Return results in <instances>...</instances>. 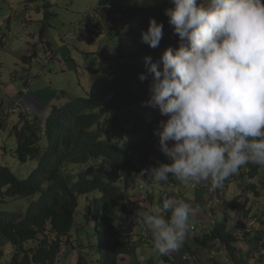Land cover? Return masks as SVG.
Instances as JSON below:
<instances>
[{
    "label": "trees",
    "instance_id": "16d2710c",
    "mask_svg": "<svg viewBox=\"0 0 264 264\" xmlns=\"http://www.w3.org/2000/svg\"><path fill=\"white\" fill-rule=\"evenodd\" d=\"M171 7V0L127 11L117 7L130 17V24L119 36L111 69L91 79L86 96L55 101L45 116L27 111L20 115L13 127L14 152L21 161L37 159V165L24 179L0 166V202L9 198L19 208L0 210V264L61 263L67 246L75 252L68 264H122L125 257L116 248L121 245L116 234L125 225L130 241L128 230L138 221L125 199L136 185V175L157 153L153 130L158 121L167 119L158 108L143 103L150 98L152 80L144 57L150 56L159 66L164 49L178 46L165 15ZM101 16L110 19L109 32L118 27L110 12ZM150 18L163 24V38L155 49L141 39ZM247 169L253 178L260 166L248 164ZM247 187L258 195L255 184ZM82 197L87 198V214L75 223ZM229 223L217 222L198 242L204 247L220 242L233 255L239 227L225 231Z\"/></svg>",
    "mask_w": 264,
    "mask_h": 264
},
{
    "label": "clouds",
    "instance_id": "9594fccd",
    "mask_svg": "<svg viewBox=\"0 0 264 264\" xmlns=\"http://www.w3.org/2000/svg\"><path fill=\"white\" fill-rule=\"evenodd\" d=\"M25 1L30 3L34 0ZM165 1L124 8L120 3L113 5L110 0H98L85 23L95 27L97 34H116L120 43L119 36L126 32L130 17L116 11L117 7L127 11L134 6H154ZM171 3L173 7L165 9V15L178 37V46L164 49L159 66L150 56L144 57L152 80L150 98L143 102L145 106L158 108L161 116L167 117L158 121L153 134L158 138L156 147L159 146V151L170 162L155 167L156 161L151 157L146 168L136 175L135 187L129 189L125 199L127 207L128 203H133V196L143 191L153 179L161 185L168 183L170 176L193 186L210 182L208 190L212 191L221 188L224 181L237 174L243 166L255 164L264 167V0H171ZM43 5L41 31L50 25L49 18L54 14L49 9L50 1L44 0ZM108 12L119 23L111 32L108 29L110 19L105 21L101 16ZM124 16L126 20L123 22L120 18ZM70 36L71 33L66 38L69 40ZM162 38L163 24L150 18L147 31L141 34L142 42L155 49ZM78 39L82 40L80 32ZM118 45L114 62L107 68L111 69L116 62ZM32 56L21 58L31 63ZM139 78L143 80L145 76L140 75ZM44 93V96L39 95L36 88L29 93L27 86L12 94L10 104H5L0 97V131L8 130L14 136L13 127L18 124L23 111L45 116L55 101L63 102L80 96L68 97L63 90L59 95ZM24 99H28L32 106H27ZM38 102L40 106L34 108ZM34 160L36 164L21 178L7 165L0 166L9 168L17 178L24 179L37 165V159ZM145 191L149 196L150 191ZM16 205L7 198L0 202V210H17ZM128 208L136 213L133 207ZM228 212L231 221L229 218L228 221L223 220L230 222L225 231L234 225L240 228L242 223L236 221L235 211ZM95 214L98 218L99 212ZM194 215L191 203L176 198H166L149 211L136 214L139 217L137 222L151 231L153 250L161 256L183 247L188 231L194 229L190 225ZM142 236L146 237L144 232ZM262 239L261 236L260 241ZM180 253L181 261L188 263L191 260L187 248L184 251L182 248Z\"/></svg>",
    "mask_w": 264,
    "mask_h": 264
},
{
    "label": "rangeland",
    "instance_id": "374dc122",
    "mask_svg": "<svg viewBox=\"0 0 264 264\" xmlns=\"http://www.w3.org/2000/svg\"><path fill=\"white\" fill-rule=\"evenodd\" d=\"M48 1L52 3L49 9L54 14L49 18L50 25L43 31L40 30V25L45 10L44 0H34L30 3L25 0L1 1L0 97L5 104L12 102L11 97L14 92L27 86H29V93L36 88L38 94L42 96L45 95L44 91H47L49 95H59L60 90H63L68 97L77 95L84 97L91 84V79L102 76L108 70L107 67L114 62L116 46L119 43L116 34L110 36L106 33L97 34L95 27L85 23L92 15L98 0ZM158 1L162 0H110L113 5L120 3L124 8L133 4L148 5ZM120 20L124 22L126 17L124 16ZM82 28L83 30H79ZM79 32L82 37L81 41L78 39ZM70 33L71 36L68 40L66 37ZM53 51L54 58H50ZM24 55H33L31 63L23 61L21 57ZM94 68H97V70L92 71ZM29 98L33 100L31 96ZM56 100L58 99L56 98ZM24 102L27 106H32L28 99H24ZM39 106L40 103L38 102L34 105V108ZM15 145L14 136L9 134L8 130H1L0 164L7 165L17 177L21 178L28 174L36 164V160L19 161L14 153ZM238 173L240 172L238 171ZM248 177L247 175L240 176L241 183L236 179L233 190L237 193L229 197L228 206L234 205L238 208L245 203L246 197H243L240 201H238V198L244 196L246 190L248 192L252 191L250 187H247ZM250 180H252V183L256 182L255 179ZM162 188L161 184H157L155 180L150 184L147 183V190L154 191L156 199L160 197ZM262 200L261 203H264V198ZM86 201L87 198L85 197L80 199L75 215V223L79 222L85 213L87 214ZM254 202L255 200H252L251 203ZM129 205L128 207L131 206ZM260 205L264 207V204ZM254 216L264 218V208L260 210L259 215L258 211L255 212ZM91 222L90 217L89 225L93 226ZM238 234L242 233L238 232ZM122 237V235L118 236L119 239ZM239 241H242V239ZM123 247L124 245L116 246L117 249ZM144 249L150 251V248ZM178 254L181 255L180 251H178ZM74 256V250L67 246L62 252L61 263L56 264L73 262ZM143 259L144 261H142ZM145 259L144 254L139 257L142 264L164 263L159 254L156 256L152 253L148 259L149 262H145ZM262 261H264V255ZM177 264H184L180 257Z\"/></svg>",
    "mask_w": 264,
    "mask_h": 264
},
{
    "label": "crops",
    "instance_id": "0c3cea01",
    "mask_svg": "<svg viewBox=\"0 0 264 264\" xmlns=\"http://www.w3.org/2000/svg\"><path fill=\"white\" fill-rule=\"evenodd\" d=\"M157 150L158 153L154 154V158L152 159L156 161L154 166L156 167L160 163H169L170 161L166 156L159 151V146H157ZM239 172L240 173L226 179L221 188L212 191L208 190L210 188V182H202L199 185L193 186L184 184L176 177L170 176L168 183L161 185L163 188L160 190L161 195L158 199L155 198L154 191H150L149 196L148 193L146 196V192L148 191L143 192L147 189V186H144L143 191H138L136 195L133 196V203L130 204L136 211V214L140 211H149L156 204H162L163 198L183 199L192 204L195 209V215L191 219L190 225H193L194 229L188 231L182 247L183 251L186 248L188 249L191 254V260L188 263L183 262L184 264H264V261H262L264 252H261L264 250V246H262L264 241H260L259 239L261 236L264 238V218H256L254 216L255 212L258 211L259 215L260 210L264 208L263 205H260L264 204L261 203L264 198V167L260 166L257 176L253 178L247 174V165L241 167ZM244 175L249 176V180L246 181L247 184L249 182L252 183L250 179H255L256 182H253V184L256 186L255 189L258 191V195L254 196L252 193L253 189L249 192L246 190V194L238 198V201H240L243 197H246L243 205L238 208L234 205L228 206L229 197L237 193V191L235 192L233 190L236 185V179L241 183L240 176ZM252 200H255V202L251 203ZM228 210L235 211L236 221L242 223L239 228V232L242 234L241 236L237 234L239 236L236 242L237 250L233 255H228L224 245L220 242H216L213 247L206 248L201 246L197 240L203 233L209 231L217 221H228V218L231 221ZM137 224L138 223L135 222L132 226L133 229L130 231L128 230L129 235H131L130 241L129 237L125 234L126 232H124L126 231L125 225L119 226L121 231L124 230L121 234L119 231L118 233L116 231L117 237L119 235L123 236L121 239L118 238L121 244L120 246L124 245L122 249H119L121 255L125 257V259L122 260V264H142L139 257L143 254L146 256L145 262H149L148 259L152 253L158 256V253L153 250V237L151 231L145 226ZM142 232L145 233L146 237L143 238ZM245 235L246 237H244ZM240 239H242V241H239ZM144 248H150V251ZM182 248L179 251H181ZM159 257L164 261L162 264H177L179 260L178 251L172 252L167 256L159 255ZM142 261H144V259Z\"/></svg>",
    "mask_w": 264,
    "mask_h": 264
}]
</instances>
